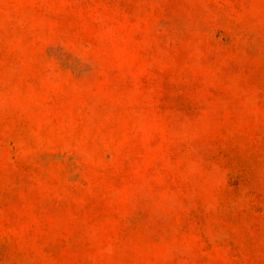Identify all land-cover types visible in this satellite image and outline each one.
Here are the masks:
<instances>
[{
    "label": "rangeland",
    "instance_id": "374dc122",
    "mask_svg": "<svg viewBox=\"0 0 264 264\" xmlns=\"http://www.w3.org/2000/svg\"><path fill=\"white\" fill-rule=\"evenodd\" d=\"M0 264H264V0H0Z\"/></svg>",
    "mask_w": 264,
    "mask_h": 264
}]
</instances>
